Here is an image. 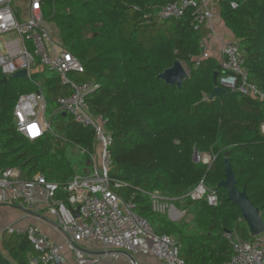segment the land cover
<instances>
[{"label":"trees","instance_id":"16d2710c","mask_svg":"<svg viewBox=\"0 0 264 264\" xmlns=\"http://www.w3.org/2000/svg\"><path fill=\"white\" fill-rule=\"evenodd\" d=\"M174 1L41 0V11L83 66L82 73L69 72V79L94 80L97 85L86 102L92 114L107 119L112 138L109 178L125 183L114 189L119 197L133 202V211L156 233L174 237L186 264H223L232 252L222 230L253 239L239 208L227 199V190L217 187L224 179L226 158L236 187L245 190L264 221L260 131L264 105L230 91L203 100L215 85L213 73L218 77L222 67L212 57H200L202 33L195 28L192 7L179 19L158 20V10ZM218 4L225 28L241 49L248 80L264 89V0H219ZM175 60L188 67L180 88L157 78ZM46 72L31 79L43 81L47 103L54 108L56 99L69 94L71 86L62 84L56 73ZM1 79L0 74V169L22 168L27 161L38 160L44 179L60 186L86 172L95 142L93 130L56 113L51 132L27 139L16 130L12 111L18 96L35 91V86L28 78ZM74 147L82 151L78 158ZM194 152H206L212 159L194 161ZM200 180L216 190V206L187 196ZM155 190L193 214V231L182 219L172 221L152 208L148 193ZM55 193L66 201L61 187ZM3 244L9 258L0 255V264H29L37 255L23 235L8 233Z\"/></svg>","mask_w":264,"mask_h":264},{"label":"built area","instance_id":"2783aa9c","mask_svg":"<svg viewBox=\"0 0 264 264\" xmlns=\"http://www.w3.org/2000/svg\"><path fill=\"white\" fill-rule=\"evenodd\" d=\"M15 0H0V74L10 75L26 70V77L35 85L33 92L20 94L13 107L16 130L29 140L51 132L50 120L46 117V101L40 81L31 76L44 70L56 73L62 84L70 85L71 92L57 98L53 111L66 113L82 127H89L94 133L95 150L89 154V168L75 174L60 186L47 181L39 173L25 179L19 168L0 169V203H20L26 208L41 207L51 215L58 216L59 230L64 233V242L50 240L39 224L24 227L9 225V234L27 238L37 255L30 264H64L63 249L67 247L75 257V264H98V259L88 257L81 244L95 242L106 250L122 254L129 264H138L135 256H152L165 264H186L179 256L180 244L174 237L156 233L149 222L133 211V202H124L114 190L125 185L120 180L109 178L111 134L102 114H92L86 102L87 95L96 88L94 80L77 83L69 79V72L82 73L83 66L49 28L41 11V0H25L26 15L21 16L11 3ZM20 1V0H18ZM231 1L230 6L236 7ZM187 7L194 9L195 28L201 29L212 18L209 0H175L162 6L157 17L159 21L179 19ZM223 62L222 74L216 78V85L243 96L259 100L264 105V89L248 80L243 67L242 53L237 41L220 40ZM200 57H206L204 38L199 43ZM207 96L203 97V100ZM264 134V121L260 125ZM204 162L198 154V161ZM207 163V162H206ZM67 193L66 201L56 197V190ZM153 209L162 208L167 199L159 190L148 193ZM191 200L205 199L208 205L218 204L215 189L200 180L187 195ZM67 207V208H66ZM173 207L170 205L169 209ZM78 208L79 217L74 218L72 210ZM231 247V256L223 264H264V234L246 240L235 231L223 233Z\"/></svg>","mask_w":264,"mask_h":264},{"label":"crops","instance_id":"0c3cea01","mask_svg":"<svg viewBox=\"0 0 264 264\" xmlns=\"http://www.w3.org/2000/svg\"><path fill=\"white\" fill-rule=\"evenodd\" d=\"M209 3L211 4V7H212L213 16L210 20L206 21L204 25L201 27L202 38H204V42L206 46L205 53L207 57H212L218 63L222 64L223 55L221 51L220 40H225V41H234V40L232 38L231 32L227 28H225L223 21L220 17L219 4H218L219 0H209ZM51 25L52 24H49L50 29L51 27L54 28V26L53 25L51 26ZM53 33L59 34L56 29L54 30ZM58 37L61 40L60 36ZM44 71H47V70H44ZM24 78H27V77H24ZM38 81H40L42 84V90L44 93V97L46 101V108H47V99H46L45 91L43 88V81L42 80H38ZM56 105L57 103H55V107ZM93 150H95V145L93 147ZM201 156L207 159L206 161L204 160L205 163L206 162L209 163V158H211L210 154L204 152L201 154ZM18 172L22 178H25V179L34 178L36 175L39 174L38 160L32 159V160L27 161L22 166V168H19ZM163 196L167 199L166 201H168V198H170L169 200L173 199L165 195ZM166 201H164V203ZM172 204H171L173 206L172 208L174 209L172 210L171 208L169 209V211L167 212L169 215L168 218L170 220H179V217H181L179 216L180 211L176 207H174V203ZM21 207L26 208L25 206L21 205L18 202L13 203V204L0 203V255L9 258L8 252L3 244V239L8 234L6 231V227L9 225L24 227L29 224L37 223L44 230V232L48 235L51 241L56 242V243L64 242V236H63L64 233H62L58 228V223H59L58 216L51 215L50 213H48L46 209L41 208V207L26 208L30 212L22 210ZM80 246L85 250V253L88 257L90 258L92 257V259H98V264H129L128 260L122 254L113 253V251L106 250L99 243L88 242V244H81ZM32 256L33 254L29 253V257L31 258ZM63 259H64V264H75V257L73 253L67 247H64L63 249ZM135 260L138 262V264H165V262L158 260L155 257L144 256L140 254L135 256Z\"/></svg>","mask_w":264,"mask_h":264},{"label":"water","instance_id":"95a60500","mask_svg":"<svg viewBox=\"0 0 264 264\" xmlns=\"http://www.w3.org/2000/svg\"><path fill=\"white\" fill-rule=\"evenodd\" d=\"M26 77V70H19L9 78H24ZM187 77V72L184 69L180 61L175 60L173 65L170 68L165 69L157 75V78L163 80L165 83L170 85H175L177 88H180L183 80ZM213 82L214 87L212 91L207 95L208 99H212L216 96H219L223 93H226L228 90L222 88L221 86L216 85L217 72L213 73ZM8 78L2 77L1 81L6 82ZM62 116H66V113H61ZM194 161H198V153L194 152L193 154ZM224 179L221 180L217 187H222L227 190V199L234 205H236L240 212L244 222L247 225L249 233L252 237H256L264 233V221L261 217V213L258 207L254 206L253 203L249 200L244 189L239 190L236 187V178L232 170L230 161L226 158L224 161ZM22 210L30 212L28 209L21 207ZM74 218L79 217L78 208L72 211ZM229 232L227 230H222V233Z\"/></svg>","mask_w":264,"mask_h":264},{"label":"rangeland","instance_id":"374dc122","mask_svg":"<svg viewBox=\"0 0 264 264\" xmlns=\"http://www.w3.org/2000/svg\"><path fill=\"white\" fill-rule=\"evenodd\" d=\"M12 7H14L15 9H17V11L19 12V14L21 16H25L26 15V2L25 0H15L11 3ZM52 26V25H51ZM50 28V26H49ZM51 30L54 32L55 30V27L52 28L51 27ZM184 69L186 70V72L188 71V67L185 63H182ZM48 73V72H46ZM45 74V73H44ZM38 80H40V78H38ZM54 111V108L53 106H51L50 104L47 103V108H46V117L50 120V124H51V129H54L55 128V125L57 123V119H55L54 114L53 113ZM82 153V151L79 149V147H74L73 148V155H74V158H78L80 156V154ZM205 161L207 160L205 157L203 158ZM211 161V158H209V162ZM79 173V172H78ZM164 195V194H162ZM170 198H168V201H166L165 203L162 204V208L160 209H155L156 211H158L159 213H163L164 215H166L167 217H169L168 215V207L173 203V200H169ZM173 205V204H172ZM174 207H176L180 212H179V220L182 219V221L184 223H186L187 225H190L191 227V231L194 230V216L192 213L190 212H187L186 209H182V208H179L177 207L175 204H174ZM153 208V207H152ZM174 209L171 207V210ZM178 214V213H177ZM172 221H177V220H172ZM264 233L258 235V237H261Z\"/></svg>","mask_w":264,"mask_h":264}]
</instances>
